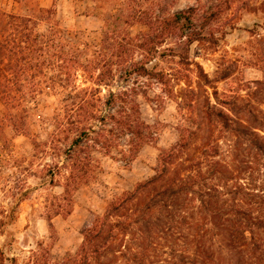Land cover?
I'll return each instance as SVG.
<instances>
[{"label":"trees","instance_id":"16d2710c","mask_svg":"<svg viewBox=\"0 0 264 264\" xmlns=\"http://www.w3.org/2000/svg\"><path fill=\"white\" fill-rule=\"evenodd\" d=\"M91 1L98 10L103 2L118 5L115 11L99 13L105 21L104 47L92 55L106 57L109 52L118 58L139 51L143 59L130 58L125 81L138 75L165 86L172 80L177 85L185 82L182 96L176 97L178 135L159 150L153 176L132 190L113 193L104 212L93 215L82 228L75 252L55 263L48 252H40L35 264H264V77L248 84L244 94L233 90L228 94L220 92L218 82L232 75L230 64L220 63L211 77L192 59L195 43L218 41L206 30L219 17L216 11L199 24L197 7L170 13L165 11L166 0H149L148 8L141 6L144 0ZM262 9L264 21V0ZM118 21L143 24L147 30L128 38ZM167 40L175 46L162 48ZM88 49L59 32L55 5L37 2L32 14L0 7V194L11 200L0 203L3 233L15 224L21 203L31 194L22 179L3 175L15 157L8 129L16 135L32 134L29 120L41 94L51 90L58 94L56 135L66 134L69 141L63 150L69 160L64 191L48 215L51 228L53 215L71 214L74 192L101 169L91 147L106 154L122 147L118 159L130 165L155 139V127L141 117L136 89H111L108 96L102 95L103 86H110L115 76L111 57L106 61L110 66L101 69L92 64L94 56L84 57ZM169 56L177 58L180 67L174 74L158 63L149 66L156 58ZM260 67L264 72V50ZM78 71L89 85L77 84ZM192 75L197 86L188 80ZM117 105L116 113L110 111ZM55 174L52 170V185ZM0 264H17V259L0 247Z\"/></svg>","mask_w":264,"mask_h":264},{"label":"rangeland","instance_id":"374dc122","mask_svg":"<svg viewBox=\"0 0 264 264\" xmlns=\"http://www.w3.org/2000/svg\"><path fill=\"white\" fill-rule=\"evenodd\" d=\"M40 4L56 7L58 30L68 40L87 50L88 59L94 56L92 64L99 68H107L113 64V79L111 85L103 86L102 95L108 96L109 90L117 92L123 88H134L139 93L141 117L148 124L155 127V139L145 145L138 157L130 164L119 160L118 148H113L111 154L100 151L98 147H91L93 154L100 159L101 169L88 183L81 185L74 192V206L67 216L53 215L51 228L48 215L52 213V204L58 201L57 196L64 191L63 184L67 175L69 160L63 150L69 144L65 135H56L57 129L53 117L56 108L60 105L58 94L46 91L36 101V109L29 120L31 135H16L8 129L9 138L12 137V149L15 157L3 171L6 179L20 180L31 187V194L25 199L18 211L15 224L8 227V232L0 231V247L8 255L17 259V264H35L36 254L48 252L51 263L58 262L68 252H75L82 240V228L90 223L94 214L103 213L108 198L116 192L132 190L135 184L154 174L159 150L170 146L177 139V123L179 119L177 96H182L185 82L177 85L172 80L168 86L138 75H132L125 81V68L130 58L143 59L139 51L125 53L121 57H112L109 52L106 57L92 55L95 49L104 47L103 32L105 21L99 13L118 8L115 3L103 2L100 10L95 9L96 3L91 0H26L17 3L15 0H0V7L8 12L32 14L35 6ZM263 0H166L165 11L177 12L189 7H197L196 19L201 24V18L216 11L219 17L206 29L213 32L216 43L207 40L201 45L195 43L191 48V57L199 62L211 76L216 75L220 63L230 64L232 75L218 82L220 92L233 94V91L244 94L246 86L256 80L263 79L264 72L260 67L261 53L264 50V21ZM143 8L150 7V1L141 2ZM156 12L159 7L154 5ZM121 27L123 36L136 37L147 30L143 24L132 26L123 21L116 22ZM254 30L256 35L250 32ZM206 32V31H205ZM107 44L113 42L107 38ZM126 42V41H125ZM112 46V45H111ZM175 46L172 40L162 43V48ZM96 57V58H95ZM111 57V58H110ZM107 58L112 61L106 62ZM106 62V63H104ZM177 58L158 57L149 66L156 63L159 68L170 74L180 68ZM109 63V64H108ZM109 65V66H110ZM221 66V67H222ZM99 72V69H96ZM83 72L78 71L77 84L87 86L89 81L83 78ZM108 73V72H107ZM190 84L197 86V78L192 75ZM61 97L64 95L60 94ZM34 106V104H32ZM120 107L115 106L110 111L116 113ZM2 105L0 103V111ZM69 133L68 135H70ZM44 143L34 145L35 142ZM121 140V146L124 145ZM112 156H115L113 158ZM19 166V167H16ZM60 166V170L58 167ZM52 170H55V183L50 182ZM10 198H3L0 194V203L8 204ZM6 246H3V244Z\"/></svg>","mask_w":264,"mask_h":264},{"label":"crops","instance_id":"0c3cea01","mask_svg":"<svg viewBox=\"0 0 264 264\" xmlns=\"http://www.w3.org/2000/svg\"><path fill=\"white\" fill-rule=\"evenodd\" d=\"M44 6V5H43ZM46 7V6H45Z\"/></svg>","mask_w":264,"mask_h":264}]
</instances>
